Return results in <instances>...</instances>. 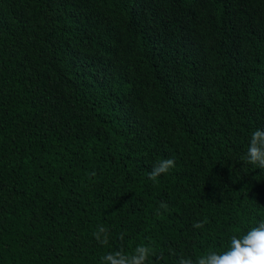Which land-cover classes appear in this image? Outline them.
<instances>
[{
    "label": "trees",
    "instance_id": "1",
    "mask_svg": "<svg viewBox=\"0 0 264 264\" xmlns=\"http://www.w3.org/2000/svg\"><path fill=\"white\" fill-rule=\"evenodd\" d=\"M257 129L264 0H0V264L223 253L264 220Z\"/></svg>",
    "mask_w": 264,
    "mask_h": 264
},
{
    "label": "clouds",
    "instance_id": "2",
    "mask_svg": "<svg viewBox=\"0 0 264 264\" xmlns=\"http://www.w3.org/2000/svg\"><path fill=\"white\" fill-rule=\"evenodd\" d=\"M245 161L264 169V130L257 129L252 133ZM174 167L175 160L172 158L158 161L149 172V178L156 181L161 174H167ZM90 175L95 176V172ZM160 208L167 210L168 205L161 202ZM206 223L207 218L194 223L193 227L201 229ZM93 236L102 245L109 243V232L104 226L98 227ZM119 238L123 240L124 234L121 233ZM152 253L153 250L150 247L140 245L131 255L116 251L106 254L101 259L104 264H146ZM178 264H264V220L259 223L258 227L251 228L246 234L231 236L229 248L223 253L218 254L213 251L199 256L195 261L191 257L181 256Z\"/></svg>",
    "mask_w": 264,
    "mask_h": 264
}]
</instances>
